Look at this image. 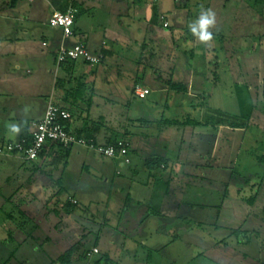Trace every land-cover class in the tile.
Returning a JSON list of instances; mask_svg holds the SVG:
<instances>
[{"label": "rangeland", "instance_id": "1", "mask_svg": "<svg viewBox=\"0 0 264 264\" xmlns=\"http://www.w3.org/2000/svg\"><path fill=\"white\" fill-rule=\"evenodd\" d=\"M56 1L18 0L12 8L11 0H0V106H22L20 111L14 112L22 115L25 126L33 120L40 121L36 120L39 118L36 107L39 110L42 102L47 104L51 100L59 107H71L63 101L65 91L55 88L57 78L67 81V89L74 88L83 79L93 93V103L88 114L84 112L87 107L83 104L72 107L77 115L76 122L82 123L86 115L95 122L103 118L106 128L102 133H113L114 137L124 134L129 107L134 108L135 116L143 104L154 107L155 110L150 108L151 114H160L165 103V95L158 93L147 101L138 99L134 95L136 84L157 88L171 79L172 70L176 73L174 81L184 83L188 64L194 69L207 70L206 63L210 62L214 67L218 64L216 57L223 54L230 71L225 78L229 89H233L238 80L243 82L244 89L238 95L245 96L248 116L242 123L250 128L264 126L261 105L253 102L252 97L257 88L263 89L260 81L264 85V0H231L232 3L204 0L203 6L198 8L199 13L211 9L216 14V26L212 29L214 39L209 44L193 42L188 36L179 35L173 26L170 30L152 28L147 39H144L146 27H140V31L135 27L132 33L136 35L137 45H130L127 40L114 42L104 34L88 38L85 41L88 50L105 51L106 61L97 71L78 61L71 76L59 68L51 50L42 47L44 38H48L49 17ZM107 1L123 15L132 10L131 0H123L121 4L118 0ZM79 9L78 17L86 18L82 6ZM124 22L130 24L127 20ZM85 66L95 73L85 78L82 75ZM5 72L17 82L6 83ZM210 72H215L214 68ZM250 87L253 92L248 91ZM30 90L39 92L32 94L27 102L25 93ZM232 104L235 103L232 101ZM2 114L4 118L17 117L10 110H4ZM10 138L15 142V136ZM75 151L77 149L58 165H52V159L40 166L42 173L36 170L39 162L0 157V220H3L0 235H11L13 239L6 237L1 256L13 252L14 259L9 264H53L74 243L78 245L71 264H94L105 255L112 256L117 264H264V185L261 189H247L248 200H256L252 205L253 215L242 233L236 236L216 230L209 223L185 222L182 230H176L175 236L190 245L177 249L179 252L172 261L156 253L150 255L140 246L137 231L131 233L133 223L127 221L120 202L127 193V183L116 176L113 160L86 151L76 155ZM129 159L131 165L126 166V172L141 165L137 155L131 152ZM59 182L63 194L48 211ZM69 199L76 200L78 205L72 214L66 215L65 205ZM58 210L62 213L60 217L53 214L59 213ZM4 215H11L12 219L4 218ZM1 224H4L3 228ZM172 224L165 223L163 242L173 240L174 235L169 234ZM146 225L147 233L154 232L159 228L160 220L154 218ZM95 246L102 255L91 260L85 258ZM8 257L3 256V260L1 257L0 264H8Z\"/></svg>", "mask_w": 264, "mask_h": 264}, {"label": "crops", "instance_id": "2", "mask_svg": "<svg viewBox=\"0 0 264 264\" xmlns=\"http://www.w3.org/2000/svg\"><path fill=\"white\" fill-rule=\"evenodd\" d=\"M230 1L227 0V2ZM107 2V0H78L77 11H80L79 8L82 6L83 13L87 15L86 18H79V13L77 14L73 37L64 39L61 29L49 27L48 38H44L42 47L49 48L55 60L62 44L68 47L78 44L86 46L85 41L88 38L101 34L108 36L114 42L127 40L130 45H137L136 35L132 33V30L139 27L140 31V27H146L147 33L144 39H147L152 28H164L160 23L162 16L169 24V27L165 29L170 30L174 27L175 33L186 35L193 39V42H198L190 32L189 25L198 18L200 14L198 8L203 6L204 0H193L188 4H179L176 0H159L157 3H153L151 0H131L132 10L128 15H123L121 11L112 8ZM117 2L121 4L123 0ZM66 8V0H57L52 14L55 11L63 12ZM124 20L129 21L130 24H125ZM103 45L106 43L103 42ZM142 46L145 47V44ZM102 51L94 50L92 53L99 54ZM216 59L218 64H214V67L210 62L206 63L207 70H199L197 67L194 69L188 64L189 69L182 70L187 79L184 83L174 81L176 73L172 70L169 74L171 79L166 80L162 86L154 89L148 85L142 86L150 91V95L142 101H147L157 93L165 95V103L163 102V110L160 114H151L150 108L155 110L154 107L143 104L139 114L135 116L134 108L129 107L124 134L114 137L113 133L101 132L97 138L100 144L126 139L133 148L132 151L130 149V152L140 159L141 165L135 170L129 168V172L125 171L128 165L123 166L121 161H112V163L116 169V176L119 180L127 183V193L120 201L123 206L122 212H125L124 216L127 221L133 223L131 233L137 231V236L141 238L140 246L150 255L156 253L160 257L170 258L173 261L179 252L177 249L189 247L190 244L187 241L175 236L176 230L180 229L185 222L209 223L216 230H223L231 234L237 230L242 231L253 215V208L248 203L246 196L247 189L254 188L256 190L259 187L261 189L264 185V161H262V159L264 160V126L257 125L250 128L248 124L242 123L248 116L247 106L244 105L245 96L238 95L244 89L243 82L238 80L233 89H229L225 80L227 71H229L226 56L223 54ZM203 65L205 66V64ZM89 68L85 66L82 74L85 78L95 73L91 72V68ZM98 68L91 70L97 71ZM211 68H214L215 72H210ZM260 74L261 72H259V77H261ZM4 75L6 83L17 82L15 78H10V74L7 72ZM159 77L161 78V76ZM169 81L186 86L187 92L181 94L170 91L167 86ZM260 87L263 89L257 88L252 97L253 102L257 101L258 105H261L264 114V85L261 81ZM233 90L235 92H232ZM248 91L253 92L251 87ZM37 92L39 91H27L25 93L27 102L31 95L37 94ZM252 97L249 98L251 101ZM232 101L236 106L232 104ZM46 105L45 102H42L39 110L36 107L37 117H39L36 120L43 118ZM21 107L17 104L0 106V141L11 142L10 137L15 136V142H17L26 135L30 125L25 126L22 115L14 112L15 110L20 111ZM251 107L254 108V105ZM4 110H10L17 117H11L13 119L2 117ZM187 116H191L202 126L160 128L157 125L162 119L182 121ZM13 125L19 128L18 132L9 127L13 128ZM72 126L74 130L84 129L86 123L84 121L82 123L75 122L72 123ZM75 149H77L76 155H79L81 151L90 152L74 148L71 153ZM53 157L54 154L50 150L47 151L37 161L39 165L36 170H40L42 173L40 166L47 164ZM2 158H18L23 161L14 156ZM159 158L164 159L167 165L152 169L146 168V161ZM129 165H131V161ZM142 165L143 167H141ZM57 198L50 201L48 211L52 210V205L55 204ZM58 212L62 215L61 210ZM6 217L7 215H4V218ZM154 218L160 220V226L157 228L158 230L155 229L154 232L148 231L147 233L146 224ZM0 222L3 223V220L1 219ZM164 222L174 223L169 231L171 236L174 235L172 241L163 242L162 238L165 236L166 230ZM2 225L4 224H1V227ZM129 235L131 237V234ZM6 237L13 240L11 235H0V258L2 257L3 260V256H9L6 262L9 264L14 259V253L5 252L6 254L1 256L4 253L2 244L7 242ZM77 245L74 243L69 249L73 250V255H75ZM94 248L100 252L96 256H101L102 252L99 247L95 246ZM150 257L152 259V256ZM109 260L112 264H117L112 256L109 257ZM101 264L104 263L101 262Z\"/></svg>", "mask_w": 264, "mask_h": 264}, {"label": "built area", "instance_id": "3", "mask_svg": "<svg viewBox=\"0 0 264 264\" xmlns=\"http://www.w3.org/2000/svg\"><path fill=\"white\" fill-rule=\"evenodd\" d=\"M78 0H66L67 8L64 12L55 11L49 19V27L61 29L64 39L73 37L74 26L77 18L75 3ZM157 3L159 0H151ZM193 0H176L179 4H188ZM160 23L164 28L169 24L165 17H160ZM44 46H46L44 44ZM55 61L58 66L68 62L83 61L92 68L99 67L105 61L102 53H92L83 44L68 47L62 44L57 52ZM134 95L140 100L146 99L150 91L142 86L134 88ZM71 120V115L66 110L56 106L51 100L47 103L43 118L40 121H33L29 126V137L17 142L0 141V157H19L26 162H37L40 156L53 147L63 149L80 148L90 151L99 157L121 161L123 166L130 164L129 154L131 143L126 139L117 141L115 145H105L79 137L72 128L65 126ZM77 204L74 200H69ZM97 248L86 254L87 259H93L99 255Z\"/></svg>", "mask_w": 264, "mask_h": 264}, {"label": "trees", "instance_id": "4", "mask_svg": "<svg viewBox=\"0 0 264 264\" xmlns=\"http://www.w3.org/2000/svg\"><path fill=\"white\" fill-rule=\"evenodd\" d=\"M17 3H18V0H11V7L12 8L16 7ZM75 6L77 8V2L75 3ZM102 54L104 55V57L106 59V57H107L106 52L102 51ZM75 64H76L75 62H68V63L60 65L59 68L62 69L68 76H71L73 73ZM136 86H140V85H136ZM167 86L169 87L170 91H173V92H177V93H181V94H184L187 92V87L182 85V84H174L171 81H169L167 83ZM66 87H67V81L65 79H62V78L56 79L55 88L58 90L60 89L62 91H65L66 96H65V99L63 101L71 104L70 108L60 107L64 110H66L67 112H69L71 115V120L68 123H66L65 126L68 129L69 128L73 129L72 123H75L77 121V119H76L77 115L74 112L73 108L78 106L79 104H83L87 107L84 112H86V114H88L91 107H92V103H93V97H92L93 93L90 91V87L88 86V84L83 82V79L79 80L74 88L67 89ZM83 121L86 123L85 128L84 129H77V130L73 129L74 132L81 138H85L87 140H94L95 142H98L97 141L98 136L103 131V129L106 128L105 119L100 118L98 121L95 122L89 118V115H86L85 119L83 118ZM140 122H144V121H140ZM157 125L160 128H168V127L187 128V127L202 126V124L200 122L196 121L191 116H187L182 121H172V120L162 119L161 121H159L157 123ZM28 137H29V130L27 131L26 135L23 138H28ZM117 141H119V140L108 141L107 143H105V145H108V146L109 145H115L117 143ZM71 151H72V149H63L62 147H53L51 149V152L54 154V157L52 160V165L60 164L61 160L64 157H66V158L69 157ZM45 153L46 152H44L40 156V158ZM262 161H264V160L262 159ZM165 165H167V162L164 159H160V158L148 160L145 163V166L148 169H152L153 167L165 166ZM57 184H58L57 190L55 191V194L52 197L51 201L63 194L64 190L62 189L60 182ZM255 200H256V198H251L250 200H248V203L252 206L254 204ZM127 201L129 202V199ZM75 206H77V205L68 201L65 205V210H66L65 214L66 215L72 214ZM53 214L55 216L60 215L57 212H53ZM21 215H23V214H21ZM7 218L12 219V216L7 215ZM239 233H242V231L237 230V231H234L232 234L238 236ZM73 256H74L73 250H69L66 253H64L62 256H60L56 261H54L53 264H71ZM85 258H86V255H85ZM101 262L104 264H112L109 260V257L106 255L102 257L101 261H99V262L97 261L94 264H101Z\"/></svg>", "mask_w": 264, "mask_h": 264}, {"label": "clouds", "instance_id": "5", "mask_svg": "<svg viewBox=\"0 0 264 264\" xmlns=\"http://www.w3.org/2000/svg\"><path fill=\"white\" fill-rule=\"evenodd\" d=\"M216 26V14L211 9L202 10L198 18L189 25V30L197 41L203 44H209L213 39L212 29ZM14 131H19L16 125H13Z\"/></svg>", "mask_w": 264, "mask_h": 264}]
</instances>
